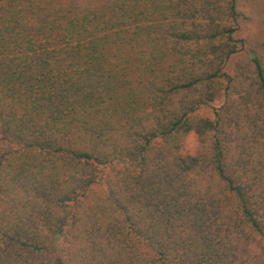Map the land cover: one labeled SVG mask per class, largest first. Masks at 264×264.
Segmentation results:
<instances>
[{"label":"trees","instance_id":"trees-1","mask_svg":"<svg viewBox=\"0 0 264 264\" xmlns=\"http://www.w3.org/2000/svg\"><path fill=\"white\" fill-rule=\"evenodd\" d=\"M263 8L0 0V264H264Z\"/></svg>","mask_w":264,"mask_h":264},{"label":"rangeland","instance_id":"rangeland-1","mask_svg":"<svg viewBox=\"0 0 264 264\" xmlns=\"http://www.w3.org/2000/svg\"><path fill=\"white\" fill-rule=\"evenodd\" d=\"M261 1L264 4V0H261ZM261 7H263V6L261 5ZM254 28H255V32H256L257 35H261L262 33H264V25H261L260 22H258L256 25H254ZM240 54H242V53H240ZM219 103H220V101H217V102H214L213 104L217 105ZM200 113L205 115V116H210V117L213 116V110H212V108L210 106L201 109ZM198 145H199L198 136H197L196 133L192 132V133L189 134V136H188V138H187V140L185 142V145L183 147V151L182 152L184 154H193V153H195L197 151Z\"/></svg>","mask_w":264,"mask_h":264}]
</instances>
